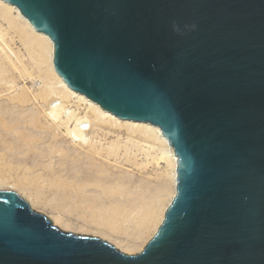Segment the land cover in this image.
Instances as JSON below:
<instances>
[{
  "label": "water",
  "instance_id": "95a60500",
  "mask_svg": "<svg viewBox=\"0 0 264 264\" xmlns=\"http://www.w3.org/2000/svg\"><path fill=\"white\" fill-rule=\"evenodd\" d=\"M73 92L158 128L176 192L134 256L0 190V264H264V0H0Z\"/></svg>",
  "mask_w": 264,
  "mask_h": 264
},
{
  "label": "rangeland",
  "instance_id": "374dc122",
  "mask_svg": "<svg viewBox=\"0 0 264 264\" xmlns=\"http://www.w3.org/2000/svg\"><path fill=\"white\" fill-rule=\"evenodd\" d=\"M53 83L46 48L26 43L17 28L0 20V190L17 194L62 232L96 238L124 255H137L155 235L172 193L164 149L153 140L109 126L100 131L90 123L89 136L99 153L86 154L85 147L72 143L64 127L54 128L57 124L48 117L47 94ZM73 101L61 103L64 111L83 114L84 106ZM15 120L20 129L42 140L34 147L35 158L4 140L5 133L17 135L9 125ZM80 165L89 171L81 173Z\"/></svg>",
  "mask_w": 264,
  "mask_h": 264
},
{
  "label": "bare ground",
  "instance_id": "6f19581e",
  "mask_svg": "<svg viewBox=\"0 0 264 264\" xmlns=\"http://www.w3.org/2000/svg\"><path fill=\"white\" fill-rule=\"evenodd\" d=\"M0 20L6 22L8 27H13L15 29L17 28L18 32H21V37H23V40L26 43L28 42V43H33V44H39V45L43 46L44 48H46L48 70H49L50 76L54 80V83L51 87H49V90H48L49 93L47 94V96L51 98L50 101H48L49 105H50V107H49L50 112L48 110V112H49L48 117L51 119L50 121H52L54 124H57V126L53 125L54 128L55 127L57 128L59 126L64 127L65 134H66L67 138H69L72 143H75L82 148L85 147V149L87 151L86 154L89 153V154H94L96 156L99 153V151L95 147L96 145L94 146V143L91 140L92 137L89 136L90 133L92 134L91 127H89V124L90 123H96V125L99 127L100 131L105 129L106 126L111 127L110 129H113V128L114 129H121V130H124L125 132H127L128 135H130V136L136 135L139 137H143L144 140L146 139V141L147 140H153V141H155V143L159 144L164 149L162 159L166 162V165L168 167H170V170H171V172H170L171 177L170 178H171V184H172V191H171L172 193L170 196V200L168 201V204H166L167 206L162 210L161 216H160L159 221H158V225L156 226V228L153 232V233H156L157 229L159 228L160 224L163 221V216H164L166 209L168 208L169 204L171 203V201L173 200V198L175 196L176 177H177V174H176L177 158L174 155L173 149L170 147L167 140L161 134V131L158 128L151 126L149 124L135 123V122H130V121H121L118 118H116L115 116L111 115L110 113L102 110L98 105L91 102L90 100H88L84 96L77 94V93L73 92L72 90H70L66 86V84L61 80V78H59L57 76V74L54 71V67H53V44H52L51 40L47 36L36 32L33 29V27L31 26V24L20 14L19 10H17L15 7L0 1ZM56 89H59V91L58 92L55 91ZM53 98L60 100L59 104L56 102L57 100L53 101ZM47 100H49V99L47 98L46 101ZM72 100H74L73 102L76 103V105L84 106V108L81 109V110H83V114L81 113L82 111L79 112V114H78V112H75L77 114H73V112L68 113L69 111H67V110H66L67 111L66 115L64 114V112H66V111H64L65 110L64 105H61V103H64V104L68 103V105H69V102ZM48 102H46V104ZM55 103H57V104H55ZM76 109H77V106H76ZM9 122L11 123L10 120H9ZM9 125H11L10 128L15 130L17 135L15 137H13L12 135H10L8 133H5L6 135L4 134V140L6 139L7 141H9V142H7L8 146L12 147L14 149H18L20 151H21V148L24 151L27 150V152L32 153L33 158H35L34 156H37L38 152H35L36 150L34 149V147H35L36 143L38 141H40L39 136L38 137L33 136L30 132L26 131L27 128H25L24 130L20 129L19 122L18 121L16 122V120L12 124H9ZM86 125L89 128H86ZM1 126L3 127V124ZM5 127H7V126H5ZM15 132L14 133L12 132V133L15 134ZM23 145L25 147H22ZM91 156H93V155H91ZM83 167L80 165L78 168L79 170H82L81 173H83V170H84ZM93 167H94V165H93ZM87 169H89V168H87ZM87 169H86V171H89ZM93 171H92V173H93ZM94 172L96 173V171H94ZM90 173H91V170H90ZM90 173H89V177H90ZM92 173H91V175H92ZM85 175L86 174H84V176ZM93 175L95 176L94 173H93ZM94 176H91V179L93 178L92 180H94ZM105 180H106V177H105ZM56 221L57 220H55V222Z\"/></svg>",
  "mask_w": 264,
  "mask_h": 264
}]
</instances>
